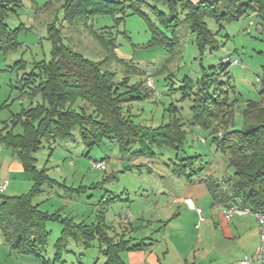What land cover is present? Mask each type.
<instances>
[{
  "label": "rangeland",
  "instance_id": "1",
  "mask_svg": "<svg viewBox=\"0 0 264 264\" xmlns=\"http://www.w3.org/2000/svg\"><path fill=\"white\" fill-rule=\"evenodd\" d=\"M111 1L124 3L126 14L97 16L89 22V29L83 25L69 26L72 22L66 19V11L62 8L65 0H22L23 7L7 18L10 28L19 30V47L9 53H0V135L7 126L9 129L14 127L11 122L13 115L20 113L22 108H28L31 102L36 105L42 101L41 97L32 101L29 96L22 95L24 87L20 82L29 74L38 73L37 63L50 61L53 47L49 38L50 25L63 27L64 43L71 44L93 60H103L106 54L90 30L95 26V29L106 31V35L115 41V54L119 59L110 61L108 69L116 73L117 81L128 78L129 85L143 81L145 90L149 93L148 99L135 101L129 106L135 122L149 127L166 124L170 120L169 108L175 104L185 124L187 139L181 150L157 149L154 156L136 155L134 151L137 148L133 152L122 153L118 144L109 139H104L103 143L90 150L83 144L79 129L74 130L75 140H59L56 144L44 141L36 154L37 167H46L52 179L75 190L45 186L44 192L35 198L34 203L39 204L42 211L53 213L60 210L64 216H75L77 222L83 216L87 218V223L96 222L98 216L102 215L111 235L124 231L120 219L128 216L130 222L124 228L132 227L136 230L132 232V237L138 240L144 239L147 234L159 237L157 239L166 237L172 247L184 245L182 249L190 253V264H193L194 259H201L203 253L204 245L199 244L201 239L207 244L217 237L221 243L218 237L220 229L216 232L214 221L218 228L221 224L218 215L223 210L220 203L213 205L214 199L209 188L196 184V181L211 176L209 179L217 180L222 192H226L229 180L234 179V169L229 164L230 155L217 151L212 142L218 132L224 131L223 124L219 123L211 130L192 125L190 107L194 95L191 99L182 100L180 89L186 78L197 81L204 72L208 75L217 74L220 82H229L236 92L238 102L234 126L240 128L241 111L246 108L247 103L262 101L259 78L264 73V38L259 28L261 20L255 13H250L239 21L223 24L221 29L213 19H206L220 46L218 50H207L201 56L195 43L196 35L182 23H179L178 31L180 43L173 51L166 46H149L152 34L148 21L133 13V9L129 7L134 4L157 23L158 19L152 8L169 16L164 4H156L152 0ZM190 1L197 4L214 0ZM184 15V10L180 8V20ZM227 57L238 60L239 64L230 66L223 73L218 66ZM149 79L155 82L154 90L148 86ZM253 117L254 115L250 116L251 119ZM15 132H21V126L16 127ZM197 156L200 157L194 161V165L196 169L204 166V172L195 173L191 180L176 175L180 170L176 167V164L181 163L180 158ZM13 161L18 160L12 150L0 144V183H3V178L10 176L8 170ZM95 161L105 163L107 170L92 168ZM187 173L192 174L191 169ZM178 179L189 183L179 184L176 182ZM8 180L11 186L3 192L6 196L27 194L33 184V178L28 173L21 178L13 173ZM202 189H205V194ZM183 193L186 197L190 196L202 210L203 218L196 212L187 210L186 206L173 203V196ZM164 206L166 209L171 208L172 214H177L166 230L167 220L160 214ZM236 216L243 215H234V218ZM48 228L51 231L49 243H54L62 227L58 222H51L48 223ZM233 244L234 241H222L220 245L223 256L225 250H229ZM155 246L157 248L159 244ZM10 250L11 264H17V261L27 264L26 257L31 259L29 264H43L32 260L35 259L33 256L12 254L11 247ZM47 250L48 259L52 252L50 247ZM69 250L71 252L65 255V259H74L75 264H79L80 260L84 264H101L104 259L98 241L93 242V246L87 250L72 242Z\"/></svg>",
  "mask_w": 264,
  "mask_h": 264
},
{
  "label": "trees",
  "instance_id": "2",
  "mask_svg": "<svg viewBox=\"0 0 264 264\" xmlns=\"http://www.w3.org/2000/svg\"><path fill=\"white\" fill-rule=\"evenodd\" d=\"M152 1L164 4L169 16L152 8L158 19L155 23L134 4L129 7L148 21L151 47L166 46L173 51L180 43L178 31L179 23H182L196 35L195 43L203 56L207 50H218L220 46L206 19H213L223 29V24L239 21L250 13H255L261 20L260 32L264 38V0H214L197 4L190 0ZM22 7V0H0V53H9L19 47V30L11 29L7 18ZM62 8L66 11V19L72 22L69 26L83 25L86 28L97 16L125 15L127 12L124 3L111 0H65ZM180 8L185 12L182 20L179 18ZM63 30V27L49 26V38L53 43L50 61L37 63L38 73H31L20 82L24 87L22 95L29 96L32 101L41 97L42 101L36 105L31 102L28 108L13 115L14 127L9 129L7 126L0 135V144L12 150L24 171L33 178L27 194L6 196L0 192V233L13 253L33 256L48 264L44 255L51 235L48 223L58 222L62 230L54 244V262H64L71 241L86 248L98 241L106 258L105 264H123L121 253L143 248V243L131 246V241L112 236L102 215L96 222H77L71 216H64L60 210L53 213L42 211L40 205L34 203L45 186L75 190L52 179L46 167L39 169L36 154L44 141L56 144L59 140H75L74 130L79 129L83 144L90 150L109 139L118 144L122 153L137 148L136 155L154 156L157 149L181 150L187 131L175 104L169 108L170 120L166 124L149 127L135 122L129 106L135 101L148 99L149 93L143 81L135 85H129L128 78L117 81L116 73L108 69L110 61L119 59L115 54V41L106 35V31L95 29V26L90 30L106 54L103 60H93L71 44L66 45ZM231 60V57L224 59L218 69L225 73L232 66ZM259 82L262 101L247 103L241 111L240 128L234 126L238 102L236 92L229 82H220L217 74L204 72L197 81L186 78L180 89L182 100L194 95L190 107L192 125L203 130H211L219 123L225 127L212 142L217 151L230 155L234 179L229 180L226 192H222L221 184L214 178L206 180L214 204H224V207L240 205L253 211L264 209V73ZM18 126H21V132L16 133ZM199 157L180 158L181 163L176 164L180 170L176 175L191 180L195 173L204 172V166L196 169L194 165ZM188 169L192 174L188 175Z\"/></svg>",
  "mask_w": 264,
  "mask_h": 264
},
{
  "label": "crops",
  "instance_id": "3",
  "mask_svg": "<svg viewBox=\"0 0 264 264\" xmlns=\"http://www.w3.org/2000/svg\"><path fill=\"white\" fill-rule=\"evenodd\" d=\"M259 28H260V25H259ZM8 171H9L10 176L3 178L4 179L3 182H6V181L8 182L7 189H9V186H11V183L9 184L8 179H11L13 173L20 176V178L21 176H24V174H26L22 164L19 161L17 162L13 161ZM209 177L206 178L205 180L201 179L200 181H196L197 182L196 184L198 185L201 184L202 186L208 187V185H206L205 182L207 179H209ZM178 180L179 181H176V182H179V184H186L188 182V181H184V179H178ZM202 190L204 192L203 194H205V189H202ZM185 193L187 195V192ZM181 195L177 197L173 196V203L182 204L187 207V210L193 213L196 212V214L199 216L196 210L191 209L185 203L186 199H192V198H190V196L186 197L184 193ZM163 203L166 205L165 202ZM213 205H215L214 202H213ZM221 205H222V208H224V204H221ZM195 206L197 207L196 204ZM168 207H171V206H168ZM170 210L171 208L166 209V206H164V209H162L160 213L164 216V219L167 220L165 224V230L167 229L169 224L172 223L173 219H175V217L177 216V214H172ZM69 216L75 219V216H72V215H69ZM218 216H219L218 219L221 220V224H220L221 227L218 226L217 228V222L215 221H214V224L216 225V232L220 229L219 235L218 234L217 235L221 243L218 242L217 237L213 238V242L209 241L207 242V244H204L201 239L199 244L204 245L202 249L203 253L201 255V259L199 260H197V258L194 259V261L192 262L193 264H220L221 261H222V264H237L245 256H253L254 253L256 252L259 246V243H260V230H259L258 221L254 215L236 216L235 218L233 216L231 219H226L224 215L222 214V211H220ZM121 218L122 219H120L121 220L120 222H122L123 224L122 229H124V231H122L121 233L116 232L112 236L116 235L118 238L123 237L125 240L131 241V246L140 245L141 243H143V248L127 250L121 253V260L123 264H190V260H189L190 253L182 249L184 246V245H181L182 243H180L181 247H176V246H179V245H176L174 246L175 247L174 248L172 247V245L169 244L166 237L157 239L159 237L148 235V234L144 236V239L138 240V238L131 236L132 232L136 231L134 228L132 227L124 228V225L130 222L129 217L127 216L123 218L122 216ZM86 219L83 216L81 217V220L79 222H83V221L86 222ZM109 230L110 228L108 229V231ZM60 235H61V231H60L58 238L60 237ZM0 236L2 237L1 233H0ZM234 239H237V241H235ZM223 240L235 242V244H233L229 250H225L226 253L224 254V256L221 251L222 250L221 245H222ZM55 242L49 243L46 247V252L44 253V255H45V260L47 261V263L48 264H75L74 259H71V260L65 259V257H64V262L56 263L53 261ZM72 242L76 243L74 241H71L69 245ZM157 244H159V246L156 248L155 245ZM69 245H68V250H69ZM92 246H93V243H92ZM48 247L51 248L52 253L51 255H49L50 258L47 259L46 254L48 252L47 250ZM82 247L85 250L91 248V247L86 248L84 246ZM70 252L71 251L69 250V253ZM6 254H9V256L7 257ZM12 254H16V253L12 252ZM11 258H12V255H11L10 246L3 239V242L0 244V264H11ZM172 258H174L175 260L174 259L171 260ZM25 260L27 264H29L28 262H31L30 261L31 259L29 257H26ZM32 260H35L36 262L40 261L36 258ZM84 263L85 262L82 260L79 261V264H84ZM98 263H100V260ZM105 263H106V258L104 256V259L101 261V264H105ZM17 264H23V263H19V261H17ZM253 264H260V263L255 261Z\"/></svg>",
  "mask_w": 264,
  "mask_h": 264
},
{
  "label": "built area",
  "instance_id": "4",
  "mask_svg": "<svg viewBox=\"0 0 264 264\" xmlns=\"http://www.w3.org/2000/svg\"><path fill=\"white\" fill-rule=\"evenodd\" d=\"M229 60V59H228ZM227 60V61H228ZM232 65H238V60H231ZM148 86L155 89V82L153 79L147 81ZM202 142H205V139H202ZM92 168L99 170H106V165L103 162H93ZM8 182L0 183V192H4L7 189ZM185 203L191 208L198 212V214L203 218L202 210L195 206V203L192 199H186ZM222 214L226 219H231L234 215H254L259 224L260 230V243L253 256H245L237 264H253L255 261L264 264V209L260 211H253L250 207H242L240 205H234L231 207H224ZM125 216H123L124 218ZM3 242V238L0 236V244Z\"/></svg>",
  "mask_w": 264,
  "mask_h": 264
}]
</instances>
